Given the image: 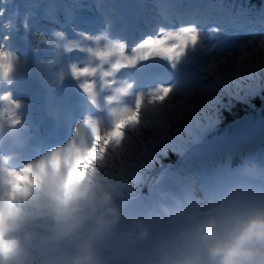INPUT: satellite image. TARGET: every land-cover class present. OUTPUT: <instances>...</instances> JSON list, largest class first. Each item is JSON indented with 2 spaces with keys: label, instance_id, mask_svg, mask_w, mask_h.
<instances>
[{
  "label": "clouds",
  "instance_id": "clouds-1",
  "mask_svg": "<svg viewBox=\"0 0 264 264\" xmlns=\"http://www.w3.org/2000/svg\"><path fill=\"white\" fill-rule=\"evenodd\" d=\"M3 51L13 67L0 69V96L16 99L12 88L25 61L12 49ZM126 87L122 106L135 109L136 94L132 85ZM173 99L169 93L158 100V112L142 108L119 144L93 140L95 151L64 168L66 182L54 176L0 178V264H264V169L255 166L239 167L194 202L183 198L184 178L161 173L150 192L165 215L158 223L140 218L122 226L124 208L140 199L136 161L147 149L137 140L145 129L178 135L167 108ZM17 115L20 127L18 110Z\"/></svg>",
  "mask_w": 264,
  "mask_h": 264
},
{
  "label": "rangeland",
  "instance_id": "rangeland-1",
  "mask_svg": "<svg viewBox=\"0 0 264 264\" xmlns=\"http://www.w3.org/2000/svg\"><path fill=\"white\" fill-rule=\"evenodd\" d=\"M75 1L70 2L69 12L63 10L62 16L57 13L51 17L46 15L48 6L46 4L42 7L45 15L40 18L35 9L25 12L22 10L25 37L27 40L31 38L32 44L29 48L34 53L33 58H29L27 52L17 53L25 61L20 65L19 71H25L29 79L35 78L40 82L41 87L36 98L49 95L45 106L48 113L55 115L56 119L60 120L63 117L60 107L67 105L63 99L72 101L71 96L79 95L93 97L100 106H105L112 101L109 96L110 93H115L114 98L117 99L118 95L127 90L126 84L109 75L113 71L112 67L118 65L121 57L124 55L132 60L135 67L142 70L143 63L150 60L149 54L157 52L171 58L173 62L169 66L180 71L182 76L179 86L181 89L173 94V102L168 105L171 127L176 130L178 135L175 133L153 135L152 132L143 130L144 134L139 137L137 143L143 142L147 151L142 161H136L138 165L136 170L140 172L141 170L155 169L154 174L157 177L161 173L168 176L178 174L184 178L182 195L187 201V198L194 200L196 192L201 195V192L212 190L214 185H218L226 175L241 166H258L248 161L236 165L231 161L211 160L213 163L215 162L213 172L208 173L205 169L201 171L202 165H205L211 158V156L208 158L210 152L221 150V146L231 147V144L241 141V137L244 133L247 135L249 129L255 128L256 130V127H264L263 113L262 119H255L250 116L240 120V124L234 130H230V128L225 131L223 129L214 130L220 123L219 113L224 106L234 105V99L240 97L256 100V97L264 91V23L255 21L249 26L241 23L238 28L233 25L231 30L225 28L229 35L225 37V49H221L213 38L214 33L208 29L197 30L193 25L172 24L174 26H170L171 24L166 18L162 17L172 6L177 7L179 11H186L188 8L195 7L202 0H148L146 3L143 0H135L139 12H143L141 16H137V19H143L139 21L141 23L140 30L146 29L149 21L152 20L154 21V24L152 22L153 30L148 36H144L143 40L138 39L129 52H124L122 48L123 39L109 37L110 34L104 31L105 28L109 27L112 35L115 28L105 25L103 20L95 14V5L92 0H77L76 5ZM9 3L8 0H0V11L4 14V18L0 20L4 31H1L2 34L0 35L3 38L6 37L3 39L2 51L0 50V67H4L5 72L10 71L13 67L11 56L3 51L8 49L4 45L13 36L14 29L13 21H7ZM112 3L113 0H103L100 7L105 8ZM114 4L122 12L130 7L129 0H116ZM219 7L218 3L216 9L218 10ZM223 9L222 19L232 16L225 7ZM260 15L262 16L261 21H264V12ZM30 17H36L39 20L37 22L38 28L30 30L28 23ZM55 19H58L59 22L56 23ZM89 21L92 26L87 27L86 30L83 28L85 27L83 24H89ZM98 27H100V31L96 32L99 34H94L93 31ZM103 27L105 28L103 29ZM65 28L67 30H64ZM121 34L120 32L119 38ZM36 54L38 57H35ZM79 55L81 57L95 55L102 59V64L109 75L107 77L109 79L107 96L97 97L95 91L90 88V84L86 81L91 71L90 67H87L83 72L86 75L85 78L83 77L84 74L76 69L75 64L78 62L73 61L74 59L77 60L73 57ZM4 57H8V59L5 60ZM71 57L73 60L70 59ZM35 60L39 62L36 64ZM26 86L23 84L15 92L20 94V96L15 95V97L16 99L20 98L24 102L23 104L27 103L25 98L21 96L26 90ZM140 92L142 96L135 109L118 105L115 111H112L113 122L108 128L100 129L94 123L78 119L76 123L70 124L72 135L66 144L52 153L41 155L33 169L26 170L21 174L19 170L5 169L3 156L0 155V170L7 176L9 182L17 175H27L30 181L54 176L58 181L66 182L67 177L63 171L66 166L63 164L69 165L76 159L83 160L89 152L95 151V147H90L93 140L96 145H103L104 141L109 140L114 145L119 144L121 135L126 132L128 126L137 123L139 117L135 118L134 113H138L139 106L145 97L155 100L161 99L167 94V91L161 87L156 89L144 88ZM16 99H12L13 104ZM27 104H32L30 116L42 115L36 111L37 108L40 109L38 102H28ZM15 107H10L5 113L4 119L14 116ZM242 112L248 114L250 110L243 108ZM183 123L198 129L201 135L200 139H195L194 135L183 127ZM227 132L230 133L229 137H227ZM77 136L83 139L82 145H75ZM100 136L101 140L98 139ZM258 136L259 134L254 135L253 138ZM223 150L225 149L223 148ZM167 151L182 156L183 160L178 169L171 170L155 165L158 157L165 155ZM210 155H216V153ZM125 159L127 158L125 157ZM128 162L131 163V161ZM262 165L264 166V164ZM218 168L222 170H218ZM5 176L0 173V178ZM212 179L215 182H212ZM169 185L173 184L169 182ZM165 197L169 198L167 195ZM129 208L126 206L124 209ZM129 225L123 224L122 226L127 227Z\"/></svg>",
  "mask_w": 264,
  "mask_h": 264
},
{
  "label": "bare ground",
  "instance_id": "bare-ground-1",
  "mask_svg": "<svg viewBox=\"0 0 264 264\" xmlns=\"http://www.w3.org/2000/svg\"><path fill=\"white\" fill-rule=\"evenodd\" d=\"M199 6H200V2H199ZM208 11H212V7L210 6L208 8ZM208 11L203 8V7H197L195 10H193L192 12L196 13L197 15H200V16H208ZM10 15L12 17H16V19H18V13H17V10L16 8L13 6L11 7L10 11H9ZM127 14H131V11L129 10L127 12ZM120 15L119 12H116L115 13V18ZM183 15L185 14H182V16H176L174 15L173 16V20L176 21V20H179L181 18H183ZM189 17V16H187ZM166 18H169L168 15H166ZM169 21L171 19H168ZM205 21V22H208V20H205V17L203 18H190L188 20H184V21H188V22H198V21ZM18 21V20H17ZM112 21V19H111ZM152 22L154 24V21H149V28L146 27V29H143L141 31H139L138 33H136L135 35H132V39H131V42L130 44L133 46L137 41L138 39L140 40H143L144 39V36H148L151 31L153 30L152 29ZM171 22V21H170ZM20 23L18 22L17 23V26H19ZM85 25H88V24H85ZM117 25L119 26L120 24L117 23ZM87 27H85L86 29ZM64 30H67V28H65ZM87 30V29H86ZM1 31H4V28L3 26H0V32ZM96 31H100V27L98 28H95V30L93 31L94 34H99L98 32ZM17 32L13 31V37L7 41L6 43V46H11L13 45L14 46V43L15 42H20V45H23V38H21V40L19 39H16L15 38V34ZM115 34H118L117 32ZM118 36V35H117ZM116 36V37H117ZM21 50H25V52H30V49L29 47H27L26 45H23L20 47ZM12 50L15 51V49L12 47L11 48ZM0 50L2 51V46L0 45ZM31 53V52H30ZM34 53V52H33ZM31 53V54H33ZM5 60L8 59V57H4ZM73 58H77L76 59H72V57L70 58L71 60L73 61H77L78 64H75L76 66V69L81 73V74H84V70L87 69V67H90L91 68V71L89 73V76L87 77V82L90 84V88L93 89V91H95V96L97 97H101V96H107V92L109 91V79L107 78L109 75L113 78H115L116 80L118 81H121L120 80V72H119V69H120V65L122 66H125V61H121L120 60V63L117 65V66H113V71H111L109 73V75L107 74L106 72V68L105 66L101 63V62L98 58H96L95 56H74ZM36 64L39 62L38 60H35L34 61ZM81 63V65H80ZM125 64V65H123ZM129 65V64H128ZM121 66V67H122ZM119 67V68H118ZM4 67H0V69H3ZM144 71V70H143ZM151 71V70H149ZM162 71H165V70H162ZM179 72H169V73H166L169 77H170V80L172 81L173 83V86L171 84H163L161 87L167 91L164 95V97H166L169 93H172V94H176L178 91H180L181 87L180 86V80L182 79V76H178ZM81 74H79L80 76H82ZM85 74L83 75V77L85 78ZM36 79L33 78V79H26L24 80L23 82L21 81H18L17 82V85L13 86L12 88V92L14 91V89L16 87H22L23 84L24 86H26V90L24 91V93L21 95L23 98H25V100L27 101V103H32V102H38V107L40 109L37 108L36 111H43V113H45L46 111V108H45V105L44 107H41V103L43 104V99H38L36 98V95L38 93V88H36V86H34L36 84ZM151 82V81H150ZM85 87H86V84H84ZM145 87H149L150 89L152 88H155L157 87V82H152V83H146L144 85ZM2 88H0V90H3V86H1ZM88 87V86H87ZM89 88V89H90ZM128 92L129 91H125L123 94L121 95H118L117 99L114 98V93H110L109 96H110V99L112 100L111 102L107 103L105 106H103V110L106 111V115L98 120L96 122V124L98 125V127L100 129H104V128H108L110 126V123H111V110L112 108H116L118 105H122V101L124 98H126L128 96ZM135 93V92H134ZM136 94V93H135ZM48 96V95H47ZM72 97V101H69L68 99L66 100L65 98L63 99V102H67V105L63 106V107H60V110H61V113L63 115V120L60 121V122H57L59 127H62L61 128V132H66L68 134V138L72 135L71 133V128H69L68 125H66L67 122H70L71 124L73 123H76V119H82L84 121H88L86 120L85 118L81 117L78 112H77V108L79 107V104L81 102H90L92 103V106L93 108H97L98 105L96 104V102L89 98V97H86V96H83V95H79V96H71ZM2 99H6L7 101L11 99V96L9 95H3V96H0V100ZM48 99L49 97H47L46 99V102L45 104L48 102ZM91 99V100H90ZM150 103L148 105H145V100L143 101V103H141V105L139 106V111L138 113H134L135 114V118H138L139 117V112L142 108H145L147 107L149 110L151 111H154V112H158L160 111V108L156 106V102L158 100H160V98L158 99H150L148 98ZM16 100H20V98L16 99ZM137 100V94H136V99H135V102ZM57 104V103H56ZM15 105L16 107L14 108V116L12 117H9V118H5V119H1V116L5 117L6 115L4 111V109H1L0 108V152L2 154H6L8 156H12V157H5L4 158V162L6 159H10L11 161H13V164L15 165H19L21 164V160L26 157V153L25 151L29 148H33L34 145L37 143V140L39 138H43V133H44V130L42 129V131H39V127L38 126H43L44 129H47L50 127L51 123H56L55 119L49 115H47V113H45L43 115L44 116H49V119L51 122H46V121H43V117H41V120H38V119H35V118H32L30 115H29V112L32 108V106L30 105L29 108L23 110L21 108V105L20 104H17L16 101H15ZM73 107V108H72ZM167 108L169 109V107L167 106ZM36 109V108H35ZM17 110L19 112V116L23 118V124L20 126V127H16V123H17V119H18V115H17ZM129 111V110H127ZM126 111V112H127ZM132 112V111H131ZM169 112V110H168ZM172 113V111H171ZM183 127L185 129H188L195 137V139L198 138V140L200 139L201 135H200V131L198 129H195L194 127H191V126H188V125H185V123H183ZM28 132V135H26V141H24V134ZM257 132V133H256ZM259 134L262 139H264V127H260V128H257L256 127V130L255 128H252V129H249L247 130V135H243V138H242V141H238L237 144H235V146H233L234 150L233 152L231 153H225L223 155V159L225 160V158L228 156V157H232L234 158V161L235 162H240V159H242L243 157V161H246V160H252V159H255L256 158V155H255V146L252 145L253 143V137L254 135H257ZM17 136V140H15ZM29 136H32L35 141L33 144H30L28 142V137ZM99 140H101V136L98 137ZM248 142L246 145H245V142ZM17 142V143H16ZM83 144V139L81 137H76L75 138V145L78 146V145H82ZM17 149L19 150V152L16 154V152L14 151V149ZM35 150H30L31 154H33ZM11 152H13L14 156L11 155ZM10 153V154H9ZM29 156V155H27ZM38 162V160H36ZM37 165L34 164L32 167L30 168H27L25 169L24 171L26 170H30V169H33L35 166ZM65 166H67L68 164H63ZM19 169V167H17ZM24 171H19L20 174L23 173ZM0 173L2 176H5L3 171L0 170ZM199 185L202 187V185L199 183ZM204 191V189H202ZM203 193V192H201ZM200 195L199 192H196L195 193V196H194V200L193 199H190V198H187V201L186 202H194L196 200V197ZM165 200H169V198L167 199L165 196L164 198Z\"/></svg>",
  "mask_w": 264,
  "mask_h": 264
},
{
  "label": "trees",
  "instance_id": "trees-1",
  "mask_svg": "<svg viewBox=\"0 0 264 264\" xmlns=\"http://www.w3.org/2000/svg\"><path fill=\"white\" fill-rule=\"evenodd\" d=\"M252 8L256 9V6L254 5ZM234 100V105H226L221 110L220 119L222 122V126L231 124L238 117L246 116V114L242 112L243 108L251 110V112H253L255 115L259 114L264 109V91L256 97V100H248L243 97H240L239 99L236 98ZM177 160V155L168 152L164 157H160V159L156 162L159 165H173L177 163ZM149 175H152L151 171H141V180L139 184L141 191H145L144 184L146 183Z\"/></svg>",
  "mask_w": 264,
  "mask_h": 264
},
{
  "label": "water",
  "instance_id": "water-1",
  "mask_svg": "<svg viewBox=\"0 0 264 264\" xmlns=\"http://www.w3.org/2000/svg\"><path fill=\"white\" fill-rule=\"evenodd\" d=\"M152 56L154 58L153 61H152V63H155L157 60H159L162 63H167L168 62L167 59H164L163 57H161V56H159L157 54H152ZM145 66L147 67L148 66V63H146Z\"/></svg>",
  "mask_w": 264,
  "mask_h": 264
}]
</instances>
